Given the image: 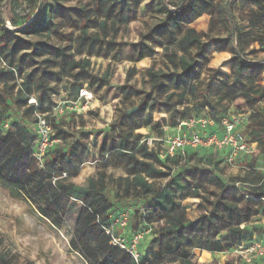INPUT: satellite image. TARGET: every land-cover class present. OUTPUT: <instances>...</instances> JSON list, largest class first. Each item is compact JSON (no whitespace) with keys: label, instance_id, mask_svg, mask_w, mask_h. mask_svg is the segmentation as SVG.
Instances as JSON below:
<instances>
[{"label":"trees","instance_id":"trees-1","mask_svg":"<svg viewBox=\"0 0 264 264\" xmlns=\"http://www.w3.org/2000/svg\"><path fill=\"white\" fill-rule=\"evenodd\" d=\"M40 1L27 0V4L33 7L30 13L21 16L20 10H17V0H0V64L7 65V67L0 65V184L18 197H32L35 191L43 192L47 195V211L76 218L78 230L73 242L75 250L78 251L86 241H93L102 254L91 260V264H170L172 262L198 264L194 258L195 250L223 253L235 251L253 242L254 232L249 231L247 227H241L250 222V215L241 212L239 203L228 202L210 190L213 186L220 191L225 190L217 174L224 162L221 153L212 151L202 153L187 148L184 155L178 152L174 157L161 158V146L157 149L150 148L143 141V135L135 134L137 130L150 127L151 114H147L143 122L138 120V115L128 116L122 113L117 125H113V128L119 132L117 140H112L110 143L104 140L100 145L101 158L106 161L108 160L106 155L109 154V160L114 165L123 167L126 177L114 180L104 173H99L97 177L88 178L84 186L67 184L66 181L77 173L78 166L86 162L91 149L88 144L79 141L60 149V144H63L67 136L63 132H58L54 137L61 143L47 153L45 170L38 168L31 157L35 143L33 125L23 123L21 118L30 117L35 122V112L50 114L56 104L46 103L45 95L40 94L37 97L31 94L33 76L22 78L23 65L33 63V60L38 58L48 57L45 60L47 64L59 66L63 70L69 69L72 78L75 79L70 100H76L79 91L85 87L79 83L81 77H89L93 80L92 83H98V88L95 90L99 91L107 76L99 79L90 75L88 71L91 66L90 60H76L74 55L69 53L71 46L51 47L46 43L31 40L32 37H50L57 34L53 15L54 6L50 0H43L42 8L37 13ZM93 1L95 11L101 15L102 20L91 19L92 10L87 9L86 6L77 11L80 21L74 19L72 14L74 10L56 6V9L58 7L61 9V16L66 25L80 30L77 36L76 53L78 54L86 48L88 55H91L93 49L101 44V39L108 37L109 29L113 28L117 31V26L129 25L136 13L135 0ZM228 1H230L229 12L226 9ZM235 2L236 0H180L179 4L171 6L168 0H159L157 9L164 18L160 25L143 36L142 44L147 41L149 45L148 41L151 40L154 47L164 48L169 58L168 65L171 66H167L166 70H155L154 66H151L146 71L151 83L150 94L140 92L135 87H130L124 92L126 99L143 94L140 111H144L157 106L156 100H151L148 105V97L152 93L165 94L172 89V92L166 95V101L168 103L173 101L174 110L181 107L178 111L179 116L170 114L169 121L163 120L164 124L155 123L153 130L151 127V130L157 134L156 137H150L153 140H161L164 143L165 128L173 130L192 119L209 118L219 123L222 118L231 115L229 107L219 108L206 94L200 96L197 83L200 73L204 71L207 73L208 82L215 81L220 75L227 77V74H222L219 70L208 68L212 58H209L206 45L216 40L209 39L205 42V36L191 27L202 16H213L219 8L222 10L228 30L224 42H228L230 50L223 47L217 49V53L230 52L234 63V78L229 86V92L241 97L250 109L256 108L259 101L264 98V86L259 84L262 81L261 73L250 83L244 82L247 70L252 72L264 67V59L248 60L245 53L247 46L252 48V53H255L257 50L253 48L254 45H258L260 52L264 53V0H245L247 18L245 27H241L234 17ZM7 21H10L12 28L6 25ZM91 29H98L101 34L92 35ZM177 52H180L181 56H178ZM104 53L107 56L108 51ZM16 56L18 62L14 64ZM154 56V48H150L147 52L139 49L135 62L146 58L154 59ZM202 59L205 60V64H201ZM135 72L136 68H131L127 78L129 79ZM50 77H56L61 81L58 72L44 71L37 82L38 89H46L45 78ZM32 98L36 99L38 108L29 104ZM13 105L23 111L22 117L16 119L14 123L9 122ZM47 117L52 127L58 129L57 124L60 123V119L57 121L49 115ZM5 123L11 125L15 131L6 132ZM248 134L251 138L250 143L258 144L257 153L261 151L264 154V118H261L257 111L249 116ZM94 143L96 145V140ZM193 156L211 167V170L200 172L199 169H194L188 172L187 177L172 173L174 167L187 163ZM253 171L236 183L247 188L240 201L263 204L249 198L264 196V176L254 180ZM64 173L67 177L60 178ZM109 184L116 185V188L123 190L126 196L133 193L135 197L146 201L138 212V215L141 213L138 225L147 223L151 226L152 239L148 250L141 254L138 262L127 252L112 246L102 228L103 225L110 224V217L115 209L106 192ZM204 193L218 196L212 203V217L209 222L199 225L189 224L185 214L187 208L183 205V201L205 199ZM217 211L224 214H218ZM44 213L48 215V212ZM218 222L227 233L226 246L224 240L218 238L219 230H214ZM0 264H12L1 250Z\"/></svg>","mask_w":264,"mask_h":264},{"label":"rangeland","instance_id":"rangeland-1","mask_svg":"<svg viewBox=\"0 0 264 264\" xmlns=\"http://www.w3.org/2000/svg\"><path fill=\"white\" fill-rule=\"evenodd\" d=\"M27 0H17V10L21 16L30 13L33 6H29ZM171 6L179 4L180 0H168ZM54 6L55 12L54 23L56 25L57 34L50 37H32L34 42L46 43L51 47H72L69 50L76 60L89 59L91 66L89 67V74L104 78V85L101 86L99 91L98 83L96 84L89 77H81L80 82L82 85L87 86L93 95V102L85 111L84 117L75 118L74 116L66 115L60 118L58 129L53 128V136H57L58 132L66 134L63 144H60V149L67 148L76 142L88 144L91 153L85 163L78 166V171L73 174L67 181V184H74L76 186H84L88 178L97 177L99 173H104L107 177H112L114 180L126 177L123 167L114 165L109 160V154L106 155L108 160L104 161L99 153L101 143L106 140L110 143L112 140H117L119 132L113 128L117 125L120 115H138L140 121H143L147 114H151L150 127H145L137 130L135 134L144 136L145 141L150 148H159L163 145L166 148L167 143H162L161 140H153L150 137H156L153 126L157 122L163 123L169 121L170 114L178 117L181 107L173 109L174 103L166 101V95L172 92V89L167 93H152L148 97V105L151 100L157 101V106L154 109H147L140 111L142 107L143 94L133 96L126 99L124 92L130 87H135L140 92L145 94L151 93V83L146 74V71L154 66L155 70H166L167 66H171L169 58L164 48L154 47L153 42L150 40L142 44L143 36L157 25H160L164 16L157 9L159 0H145L134 1L135 16L129 25H119L116 27L117 31L113 28L109 29L108 37L101 39V44L93 49V53L88 55L87 49L84 48L81 54L76 53L77 36L80 33L79 29H72L66 25V22L61 16V8H68L74 10L73 17L80 21L77 17L79 8L86 6L87 9L92 10L91 19L98 18L102 20L101 15L96 13L93 0H50ZM224 4V1L222 2ZM245 0H236L234 6V17L241 27H245L247 18L245 16ZM12 16V15H11ZM9 28H12L10 21L6 22ZM111 25V21H109ZM197 32L203 34L205 42L216 40V42H209L206 45V50L209 53V58L212 60L208 64V68L219 70L225 74V67L232 66L233 55L227 62H220L215 66L216 60L222 56L217 54V49L225 47L230 50L228 42H224L227 37V27L224 22L223 13L219 8L213 16L204 15L191 25ZM90 34H101L98 29H91ZM103 37V36H101ZM218 41V42H217ZM109 43L111 45H109ZM148 46V48H146ZM107 48V49H105ZM154 48V59L146 58L140 62H135L138 58V51ZM257 51L252 53L251 47H245L246 58L248 60H263L264 53L260 52L258 45H254ZM108 51L107 56L104 51ZM173 51H175L173 49ZM28 53V51H24ZM181 56L180 52H177ZM48 57L38 58L33 60V63H26L22 67L23 77L32 75L31 94L39 97L40 94L44 96L45 102L51 104L64 103L72 97L70 92L75 79L72 78V73L69 69H62L59 66L55 67L47 64L45 60ZM18 62V57H15L14 64ZM32 62V61H31ZM205 60H201V64H205ZM227 63V64H225ZM264 64V63H263ZM202 66V65H201ZM135 67L136 72L128 79L127 75L131 68ZM202 68V67H201ZM233 69L226 73L227 77L220 75L215 81L208 82L206 77L207 73L201 72L198 79V87L200 96L206 94L212 103H215L219 108L224 106L229 107L231 116L240 119L242 118L243 139L246 143L250 144V135L248 134L249 121L246 119L251 116L254 111H257L261 118H264V98L261 99L256 108L250 109L241 97H236L235 94L229 92V86L233 82ZM44 71L58 72L61 81L56 77L45 78L46 89H38L37 82L41 78ZM201 71V69H200ZM77 71L74 72L76 74ZM261 73L262 81L259 83L264 86V67L257 68L256 70H247L244 82L250 83L256 76ZM59 78V79H60ZM144 94V96H145ZM15 95V92L13 93ZM22 112L14 105L12 106L11 116L9 122H15L16 119L22 117ZM23 123L33 125L34 120L30 117H22ZM144 122V121H143ZM164 122V123H165ZM246 122V124H244ZM163 123V124H164ZM245 125V126H244ZM152 127V130H151ZM9 129H6L7 132ZM125 131L127 129H124ZM154 134V135H153ZM187 135V134H186ZM96 140V145H95ZM162 144V145H160ZM205 147H200L202 150ZM199 149L195 151L198 152ZM205 150V149H204ZM212 152L220 153L211 149ZM223 153H221L222 155ZM252 167L255 169L254 180L260 176H264V154L258 152L253 157H243L238 159L234 165H227L222 163L218 171V178L223 182L225 190L220 191L216 186L210 188L211 192H215L224 200L232 203H239V208L243 214L250 215V222L246 225L249 231L254 232V240L244 245L242 248L235 251H225L223 253H212L206 251H194V258L198 264H264V257L257 258L256 253L264 251V205L259 203H252L248 201H240V197L247 188L241 187L240 182L246 174L250 172ZM199 169L200 172H209L211 167L203 164L195 156L191 157L187 163L181 166L174 167L172 173L183 174L187 177L188 172ZM107 196L114 204V217L118 213L130 211V228L121 232L126 238L130 234L143 232L142 225H138L139 210L146 203L143 199H139L132 194L126 196L123 190L116 188V185L109 184L106 190ZM217 196V197H218ZM205 199H186L183 205L187 208L186 218L189 224L199 225L209 222L212 217L213 206L212 203L217 199L216 196L210 193H204ZM47 195L43 192L35 191L32 197H18L14 195L10 189L0 184V250L3 251L12 264H91V260L95 257L102 256L97 244L93 241H86L78 251L74 248V237L78 230L76 218L61 213H52L46 210L47 208ZM48 212L46 215L44 212ZM218 214H224L217 211ZM214 230H219L218 238H222L224 245H227L225 236L227 235L225 229L218 222ZM152 235L144 236L141 242L140 251L143 253L148 250ZM255 244H260L261 250L255 251ZM253 248V249H252ZM209 253L205 256L204 253ZM256 256V257H255ZM170 264H179L172 262Z\"/></svg>","mask_w":264,"mask_h":264},{"label":"built area","instance_id":"built-area-1","mask_svg":"<svg viewBox=\"0 0 264 264\" xmlns=\"http://www.w3.org/2000/svg\"><path fill=\"white\" fill-rule=\"evenodd\" d=\"M0 65L1 67H7L5 63H1ZM91 102H93V95L88 87L85 86L79 91V96L76 100H67L64 103L56 104L50 114L43 115L35 112V122L32 126L35 132V143L31 157L35 160L39 169L45 170L47 153L50 149L61 143L60 140L54 138L53 127L47 116L49 115L57 121L66 115H73L76 117L84 116ZM29 104L38 108V103L34 98L30 100ZM247 120L249 121V118L246 119V122ZM242 121V118L236 119L229 115L222 118L219 123H215L214 120L209 118H202L183 122L181 126L173 130L165 128L166 137L164 143L168 145L166 148H163V145L161 146V158L174 157L178 152L184 155L187 148L196 150L200 147H205V150L199 149L198 152H209L213 149L223 153L221 155L224 160L223 163L227 165H234L238 159L243 157H253L257 154L258 144H248L244 141L243 132L240 128ZM246 122L244 124H246ZM5 129L15 131L8 123H5ZM252 170L255 169H250V171ZM66 177L67 174L64 173L60 178ZM54 181H56V179ZM249 198L259 201L264 205V196H260L259 198L250 196ZM131 213L133 212L128 210L118 213L115 217L112 215L110 217V224L108 226L103 225L102 228L109 237L112 246L127 252L138 262L142 254L140 251L141 242L144 240V236L151 235L152 229L147 223H143L142 229L144 230L142 233L137 232L130 234L129 238L122 235L121 232L130 228L129 222L132 216ZM144 213L143 210V214ZM241 227L245 228L246 224ZM254 242L256 241L254 240ZM261 247L260 244H255L253 248H255V251H260ZM256 256L257 258L260 256L264 257V251L256 253Z\"/></svg>","mask_w":264,"mask_h":264},{"label":"crops","instance_id":"crops-1","mask_svg":"<svg viewBox=\"0 0 264 264\" xmlns=\"http://www.w3.org/2000/svg\"><path fill=\"white\" fill-rule=\"evenodd\" d=\"M247 24V23H246ZM217 54H220L222 57L219 59V60H216V62H215V66H217L220 62H227V61H229L230 60V56H229V54H230V52H228V51H225V52H221V53H217ZM212 60V59H211ZM225 64H227V63H225ZM229 64V66H226L225 67V74L226 73H229L230 71H231V69H233V66L230 64V63H228ZM74 117H76V116H74ZM82 117H84V116H81L80 118H82ZM77 118H79V117H77ZM210 254H212V253H210ZM204 255L205 256H209V253H204Z\"/></svg>","mask_w":264,"mask_h":264},{"label":"water","instance_id":"water-1","mask_svg":"<svg viewBox=\"0 0 264 264\" xmlns=\"http://www.w3.org/2000/svg\"><path fill=\"white\" fill-rule=\"evenodd\" d=\"M229 4H230V1H228L226 3V9H227L228 12H229ZM42 5H43V0H41L40 3H39V7H38V10H37V13L41 10Z\"/></svg>","mask_w":264,"mask_h":264}]
</instances>
